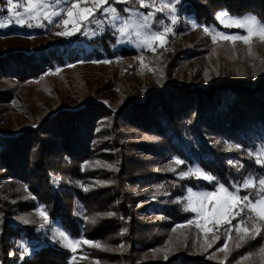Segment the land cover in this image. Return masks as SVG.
Listing matches in <instances>:
<instances>
[{"label":"trees","instance_id":"trees-1","mask_svg":"<svg viewBox=\"0 0 264 264\" xmlns=\"http://www.w3.org/2000/svg\"><path fill=\"white\" fill-rule=\"evenodd\" d=\"M5 6L6 0H0V7ZM179 7L208 27L217 24L215 15L220 11L236 17L252 15L264 22V0H181ZM197 36L194 44L199 53L178 56L202 62V73V66L210 64L214 78L206 89L169 77L143 102L127 96L112 114L92 99L101 83L62 78L58 91L65 84L72 99L84 101L80 107L44 108L30 130L15 137L0 133V264H72L69 252L51 244L45 230H40L38 206L72 237L106 241L108 250L94 258L99 264H264L258 254L264 230L261 237L231 247L220 261L214 256L217 244L202 250L200 234L176 229V224L192 217L177 199L189 187L212 191L214 183L177 178L166 167L173 158L185 161L173 164L178 170L198 164L230 190L248 176L258 180L263 173L255 153L264 147V50L248 55L249 47L241 41L210 43L201 27ZM103 37L99 40L109 49ZM44 51L41 56L12 53L1 58L0 78L8 85L2 103L19 82L47 76L52 65L49 56L54 54ZM120 52L138 54L127 48ZM172 65L179 66L174 60L168 63ZM55 174L73 184L66 202L53 191ZM92 174L98 178L96 187L84 191L75 185L92 181ZM77 210L81 216L75 214ZM108 211L113 215L101 216ZM21 216L29 223H12V218ZM93 217L96 222L90 223ZM21 244L29 251L23 259ZM157 249L168 250L167 259L164 252L156 254ZM250 253V259H242Z\"/></svg>","mask_w":264,"mask_h":264},{"label":"rangeland","instance_id":"rangeland-1","mask_svg":"<svg viewBox=\"0 0 264 264\" xmlns=\"http://www.w3.org/2000/svg\"><path fill=\"white\" fill-rule=\"evenodd\" d=\"M180 1L181 0H162L163 3H168L175 7L176 11L173 14L177 17V23L174 26L171 25V21L168 18V13L156 14V19L163 20L165 24L173 27V32L175 34L168 35V43L165 45V48H159L158 45H155V52L150 51L147 48L138 47L140 41L134 36H132L131 39L120 37L115 29H118L122 22L120 20L113 22L111 17H103L99 12H97L96 15L101 16V20L103 21L99 26L93 23L87 30L84 31V34L78 33L72 37H62L55 35L56 32L61 31V28L55 27L52 24H48L46 21L44 22L46 25L45 27H21L13 24L4 29H0V60L1 58L7 57L12 53H21L24 56L30 57L41 56L39 52H41V50L44 51L45 49L46 50L44 52L49 51L54 54L49 56V60L52 61L53 66L51 65L47 68V76L31 79L26 82H19L20 85L18 86L17 90L13 92L11 97L9 96V100L5 103H2L3 99L6 98L3 92L6 91L8 85H6L5 82L0 78V133L5 131V133L11 137H15V135L19 132H26L30 130V128L35 127L36 124H38L36 120L40 112L46 111L43 110L44 108L50 110L54 107L52 110L56 111L63 106L70 108L80 107L84 101H76L72 99V96H70L71 92L66 90L65 84H63V86L59 89L60 92L58 91V84L61 82L62 78L66 79L67 81L85 79L88 81L89 85L95 84L92 81H98L99 84L101 83L100 85L102 88H99L97 93L93 90L95 95L91 94L92 99L96 103L106 105L112 114H115L117 109L125 104L124 102L127 96H133V98H137L139 102H143L148 92L161 88L162 83L165 82V79L169 77H172V79L177 83H183V81H185L184 83L192 82L193 86L206 89L208 84L214 78L212 71L213 68L210 66V64L208 63L206 66H202L203 70L205 71L202 73L199 70V68H201L202 62L187 58L182 60L183 58L179 57L178 55L181 52H183V55L187 53L198 54L199 49H197L194 44L198 37L197 29L199 27L202 28L208 26L199 24L195 19L194 14L182 11V9L179 7ZM160 2L161 0H157V5ZM109 4L116 8L119 15L124 18V22L127 23L130 32L139 31L143 35L149 31L143 27L144 21L140 15V13L146 14L149 9L139 7V5L134 3L133 0H129L128 3H114L113 0H109ZM67 6L68 5L66 2H53L51 7L52 10L63 11L67 8ZM6 7L7 5L5 8L0 7V10L6 9ZM125 8H130L131 11L124 12L123 10ZM217 14L215 15L217 24L208 27L212 31L219 30L231 35L247 34L243 29L224 28L218 22ZM5 15H7L6 10L0 11V16ZM33 23L35 24L34 21ZM150 23L153 22L150 21ZM193 23L197 24L198 27L194 29L192 27ZM113 24H115V28L113 27ZM156 30L162 29L159 25L153 23L151 31ZM101 37L106 39V42L108 43L107 47H109V49H107L102 44L103 42L99 40L102 39ZM205 37L210 40V43H213L209 35L205 34ZM95 41H98V43L95 44ZM225 42L230 41L219 40L215 44H221ZM245 46L249 47L248 45ZM123 48L135 50L138 52V54L124 55L120 52ZM252 49L256 52L264 50V43L259 42L258 38L254 37L252 41ZM56 54H59L60 58H58ZM62 54L63 56L61 58L60 55ZM140 56H143L144 65L147 67H142L140 65L138 59ZM106 60L111 61V63H104L103 61ZM172 60L175 61L176 66L179 65L178 68H173V65L168 66V63H171ZM12 80L15 82V79ZM106 83L108 84L105 85ZM83 89L84 87L82 85V90ZM61 103L65 105H62ZM97 130H101V126H99ZM255 156L256 158L257 156H264V147L259 149L255 153ZM258 164L263 170V173L258 177V180L255 179L254 176H248L246 179L252 178L256 181L264 179V164ZM89 165L90 164H86L85 167ZM168 165L169 164H166L167 169ZM172 166L175 168V171L173 172H175L177 178L185 180L191 179V177L181 178L180 173L184 171L178 170V168L174 165ZM193 166H198L201 168L198 164H194ZM90 168L93 167L90 166ZM92 176V181H88L85 184L76 182L75 185L80 186L84 191H88L89 189L96 187L95 183H97L98 178L96 177V174H92ZM52 177L58 178L59 183H54ZM51 185L53 191L60 195L63 202H66L68 193L72 192L73 190L72 182L68 180L64 181L60 175L55 174L51 175ZM187 189L185 190L182 197L177 199L179 202H181L184 210L187 206V201L185 199L187 196ZM193 190L206 191L201 189ZM243 190L245 189L241 188V196H244L241 193ZM31 198L34 199L33 196H31ZM39 208H41V206H38V209ZM80 209H82V207H80ZM189 212L192 213L190 220L196 219V213L191 211ZM108 213L109 211L101 213V216H109ZM75 214L81 216L82 212L81 210H77ZM245 218L246 212L237 217V219L232 220V225L235 226L238 220ZM25 220H27L29 223L28 218L25 216L14 217L11 219L12 223L16 225L28 224L25 223ZM188 221L176 224V229L184 232L196 231L198 234H200L202 250L208 248V244H211V246L217 244L216 250L214 251V256H216L220 261H224L226 259L231 247L235 248L237 243H239L241 246L250 240H254L246 239L242 242L239 241L235 227H232L230 232L232 238L231 240H228L225 230L230 226L226 223L213 227V230L208 233L207 237H205L204 232H202L194 224H187ZM180 224H185L187 226L184 228H178L177 225ZM43 229L49 237L51 244H56L58 248H61V250L69 252L68 260L72 264H96L97 260L94 258L99 256L102 252H105V249H107L106 241L98 242L96 240L88 239L83 235L80 238L99 243L102 245V248H92L88 245L81 244L77 251L72 253L69 249L63 246V243L58 236L60 231H66L62 225L48 220V222L44 224ZM263 230L264 228H262V231ZM214 237H219V239H215ZM260 237L257 239H260ZM262 240H264V238H262ZM225 243L228 244V250L226 252L219 251L221 246ZM120 246H124V242H122ZM107 253H110V251Z\"/></svg>","mask_w":264,"mask_h":264},{"label":"snow or ice","instance_id":"snow-or-ice-1","mask_svg":"<svg viewBox=\"0 0 264 264\" xmlns=\"http://www.w3.org/2000/svg\"><path fill=\"white\" fill-rule=\"evenodd\" d=\"M53 2H66L68 6L63 11L52 10L51 6ZM113 2L128 3L129 0H113ZM133 2L137 3L141 8L149 9L146 14L140 13L144 21L143 27L149 30L143 35L139 31H129L127 23L124 22V18L119 15L116 8L109 4V0H6V9L0 11L6 10L7 15L0 16V29H4L13 24L21 27H45L46 25L44 22L46 21L48 24L61 28V31L56 32L55 35L72 37L78 33L84 34V31L93 23L99 26L103 22L101 20V16H103L111 17L113 22L120 20L122 22L121 26L115 29L119 36L129 39L134 36L140 41L138 47L147 48L153 52L156 51L155 45H158L159 48H165V45L168 43V35H174L175 33L173 32V27L165 24L163 20L156 19V14L168 13L171 25L174 26L177 23V17L173 14L176 11L175 7L168 3H163L162 0L158 5L157 0H133ZM123 11L130 12L131 9L125 8ZM97 12H99L101 16H97ZM217 20L224 28L243 29L247 34L231 35L219 30L212 31L208 27H202V31L211 37L213 44L219 40L230 41L233 45H235L237 41H241L243 44L249 46L248 55H252L253 38L256 37L259 42L264 43V22L255 16L234 17L230 16L227 12H220L217 14ZM150 21L159 25L162 30L151 31L153 23H150ZM113 27L115 28V24H113ZM192 27L195 29L198 25L193 23ZM138 59L142 67H147L144 65L143 56H140ZM103 62L111 63V61L107 60ZM228 148L238 149L239 146L228 145ZM256 162L264 164V156H257ZM173 164L184 165L185 161L179 158H173V161L168 165V169L175 171V168L172 166ZM108 167L111 166L109 165ZM180 175L181 178L191 177L197 180L214 183V189L212 191H194L191 187L187 189V196L185 197L187 206L185 211L196 213V219L189 220L187 224H194L204 232L205 237H207L208 233L213 230V227L226 223L230 226L225 230L227 239L231 240L232 237L230 232L232 227H235L239 241L241 242L246 239H256V237L261 234L262 228H264V179L256 181L252 178H248L242 185L231 186L230 190V188L226 187L224 184L216 183V177L208 174L198 166H189L188 169L181 172ZM52 180L56 184L59 183V179L56 177H52ZM241 188H253L257 191L255 195L246 194L241 196ZM245 212L246 218L238 220L237 224L233 226L232 220L237 219V217ZM37 215L44 222L40 225V228L43 229L44 224L47 223L49 219L47 212L41 207L38 209ZM108 215L113 214L108 213ZM89 222L95 223L96 218H91ZM25 223H28V221L25 220ZM186 226L185 224L177 225L178 228H184ZM173 231H175V229H173ZM58 236L63 246L72 253H75L81 244L88 245L92 248H102V245L99 243L83 238H72L66 231H60ZM214 238L219 239V237ZM239 246L240 244L237 243L236 247ZM20 247L23 249V255H21L20 258L23 259L24 255L28 254V249L24 247L23 244H21ZM208 247H211V244H208ZM227 250V243L223 244L219 249L221 252H226ZM160 252H164V259H167L168 250H155L156 254ZM258 254L264 259V245L260 246ZM251 256L252 254L250 253L242 259L248 260ZM96 264H99V262L97 261Z\"/></svg>","mask_w":264,"mask_h":264}]
</instances>
